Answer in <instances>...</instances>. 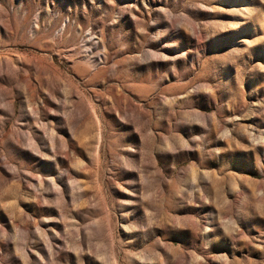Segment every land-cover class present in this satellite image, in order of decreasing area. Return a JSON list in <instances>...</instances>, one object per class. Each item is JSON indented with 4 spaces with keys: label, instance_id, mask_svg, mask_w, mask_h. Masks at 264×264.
<instances>
[{
    "label": "rangeland",
    "instance_id": "obj_1",
    "mask_svg": "<svg viewBox=\"0 0 264 264\" xmlns=\"http://www.w3.org/2000/svg\"><path fill=\"white\" fill-rule=\"evenodd\" d=\"M0 264H264V0H0Z\"/></svg>",
    "mask_w": 264,
    "mask_h": 264
}]
</instances>
